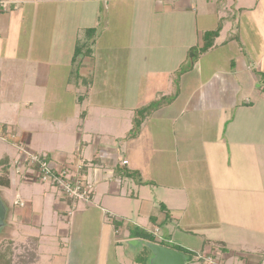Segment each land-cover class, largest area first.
<instances>
[{
    "label": "crops",
    "instance_id": "obj_1",
    "mask_svg": "<svg viewBox=\"0 0 264 264\" xmlns=\"http://www.w3.org/2000/svg\"><path fill=\"white\" fill-rule=\"evenodd\" d=\"M4 1L15 10L0 8V178L3 174L10 181L9 186L0 184L4 188L0 195L9 203L6 218L13 226L12 233L15 237L24 233L26 241L34 243V264H84L90 245L99 260L112 256L122 264L117 253L127 230H132L130 217L135 215L137 222L133 223L145 230L146 213L154 222L148 232H160L165 214L156 207L158 203L170 211L165 225L175 243L194 251L221 244L214 250L225 252L221 263L215 259L220 264H264V245L249 250L243 246L246 251L234 249L238 243L233 234L225 232L240 227L223 212L233 216L234 205H223L216 193L222 186L227 190L219 189L221 192L232 195L245 190L238 178L235 184L232 178L216 180L218 166L224 175H230L235 160L244 166L251 163L254 171L264 161V87L259 81L264 77V0ZM161 16H170L162 21L169 30L162 31L158 23L159 31H152L159 45L154 52L156 60L149 66L144 53L135 56L134 43L141 37L149 39L142 31L148 28L146 21L159 22ZM250 19L255 21L246 25ZM103 21L106 24L99 32L97 27ZM117 21L129 24L110 27ZM90 28L95 34L87 32ZM217 28V36L207 35ZM104 30L109 35L101 49L110 55L113 39L130 38L124 41L128 45L120 48L127 56L119 78L127 84L133 80L134 69H139L137 85L140 92L147 93L146 98H140L144 104L132 107L133 111L155 101L153 97L174 95L172 101L148 115L134 138L137 147L130 146L123 155L108 139L103 143L107 133L116 132L113 120L104 113L96 123L87 115L94 112L91 101L81 114L82 97L85 101L86 96L76 97L83 88L93 92L96 70L104 63L98 60L97 51ZM87 36L91 53L73 63L78 42ZM170 38L176 44H170ZM208 43L213 44L205 50ZM194 48L200 49L198 57L192 52ZM60 53L62 57H56ZM188 53L196 58L191 65L185 60ZM178 74L179 82L175 79ZM262 83L264 86V80ZM61 90L75 104V116H71ZM125 117L127 123H121L126 129L123 125L121 131L128 136L134 117L130 128L127 113ZM42 141L46 145L40 146ZM21 142L33 151L46 153L55 165L72 155L70 160L75 164L92 159L103 166L92 201L74 204L59 189L35 178L31 169L15 167ZM138 152L147 159L138 157ZM124 158L129 161L127 165L121 164ZM121 166H127L123 173ZM88 173L93 179L94 172ZM248 187L264 196V187ZM15 194L20 200L17 196L13 202ZM190 195H198L196 206L189 204ZM256 232L264 235V228ZM190 236L199 238V243H187ZM129 238L144 241V246L152 242L140 236Z\"/></svg>",
    "mask_w": 264,
    "mask_h": 264
},
{
    "label": "rangeland",
    "instance_id": "obj_2",
    "mask_svg": "<svg viewBox=\"0 0 264 264\" xmlns=\"http://www.w3.org/2000/svg\"><path fill=\"white\" fill-rule=\"evenodd\" d=\"M11 8H14V10H15L14 6H12ZM11 8H10V10H11ZM165 16L164 17L161 16L159 22H154L153 20L151 22H149V20L146 21L147 23L145 24V27H148V28L143 29L142 31L146 32L149 39H145L144 37H141L139 39H136V42L134 43V45H135V49H134L135 51L134 52L137 53L135 56L137 57V56H140L144 53V55H146V57L149 58V62H148L149 66L152 65L151 62H155L153 60H156L155 59L156 54L154 52H156V49H157L156 45H159V44L155 43V38L153 37L154 33H152V31H155L158 29L157 28L158 23H160L159 26L162 29V31H164V29L169 30V28L163 27L162 21H167V19H170V16H168V17H165ZM254 21L250 19V21L248 23H245V24L246 25L251 24ZM105 22L106 21L99 23V25L97 27L99 32H103V28L106 24ZM113 22L110 23V27L111 26L113 27L115 25H122L124 23L129 24V22H126V21H124V22L123 21H117L116 23H113ZM242 24H244V22H242ZM136 28H137V26L134 27V30ZM113 29L116 31L115 28H113ZM121 29L125 30L126 27H121ZM118 30L120 31V28ZM157 31H159V30H157ZM108 35H109V32L104 30V35L102 33V36H104V37H102L98 41V46H97L98 60L101 62H104V63L101 66H99L96 70L97 78H96V80H95V78H93V81L95 80V85L93 86V88L90 87L93 89L92 94L90 93V90L88 91L87 89L83 88L81 93L76 94V97L79 98L82 95L86 96L85 101H83V97H82V104H81V110H80L81 114H83L85 112V110H87V107L91 101V105H92V107H94V112L92 110L90 113H87V115L90 116L92 119H94L96 121V123L99 120H101L102 118H104L103 117L104 113H106L105 116L107 118L113 120L112 123H113L114 128L116 129V132H112V133L110 132L109 134L107 133L108 138H106V139L104 138L103 143H104V141H107V139H108L109 142L113 144L114 148H116V150H117L116 152L119 153L120 155H123L124 153H128V151L130 150L131 147H134V148L137 147L135 142H134L135 141L134 138H136L135 136L128 137L125 135V133H124V135L122 134L121 127L124 125L123 123H127V121L124 122V119H126L125 115L127 113V119L129 120L128 123H130V125H129V128H130L131 124L133 123V122L131 123L130 120L132 117H135V114L137 111V110L133 111L132 107L135 108V107H138V106L144 104L143 101H140V98H146L147 93H142L143 90L141 92L139 91L141 89V87H139L137 85V84H139V83H137V81H139L141 78H140V76H135V74L137 73V71L139 69L138 70H137V68L134 69L133 80H128L127 84H126V80H123V79L121 80L119 78V71L121 70L122 67L125 66V64H126L125 58L127 56V54L122 52V50L120 48L124 47L125 45H128L127 43H124V41H126L127 39L130 40V38H127L125 40L120 39V37H118V39H116V40L113 39L112 41L114 43H112V44H113L114 50L112 51V54L110 55L109 53H104V50L101 49V47L104 45V41H106L108 39ZM169 40H170V44L172 42L174 44H176V41H174L173 38H170ZM101 41H103V42H101ZM143 41L145 43H143ZM142 43L145 45L144 48H141ZM170 44L167 46L166 49L170 48ZM145 49H147V51ZM203 51H205V50H203ZM192 52H194L196 57H198V55L200 53V49L194 48V49H192ZM163 53H165V51H163ZM160 54L163 56V54L161 52H160ZM160 54H157V56L161 58ZM54 56H56V54H54ZM135 56H133V57L135 58ZM56 57L61 58L62 54L60 53ZM185 60L187 61V64L191 65L195 62L196 58L194 56H191V53H188L185 57ZM79 61H81L80 58H79ZM133 64H136V63H133ZM178 73H179V71H178ZM179 74L175 77L177 82H179L181 79V75H179ZM258 77L261 78V73L260 74L258 73ZM262 80H264V77H262V79L259 80L260 84L262 85V88H263L264 86H263ZM88 81L89 80H86L87 83H88ZM131 81H132V83H131ZM60 84H62V83H60ZM60 84L58 83V86H60ZM64 89H65V85H64ZM60 92H61V94H63V100H64V103L66 104V106L70 105V111L72 112L71 116L73 114H74L73 116H75L76 115L75 114V111H76L75 104L73 102H71L70 100H68L67 96L64 95L66 91L61 90ZM88 95L90 96V100H88ZM172 95L173 94L165 95L162 98H158V97H153V98H155V100H159L161 105H165L167 102L172 101V99L174 98V95L173 96ZM151 102H153V101L151 100ZM151 102H149V103H151ZM87 103H89V104L87 105ZM53 106H54V109H56L55 105H53ZM54 109L51 108V110H54ZM120 109H123L125 113L123 114V110H120ZM67 111H68V109H67ZM129 114H131V117H129ZM20 118L23 120V117H20ZM121 122H123V123H121ZM134 125H136V123L135 124L133 123V126ZM19 128L21 129V125L19 126ZM124 129H126V126H125V128H123V130ZM140 131H141V129L139 128L138 132H140ZM9 138H11L10 135H9ZM119 138H120V141L118 140ZM9 143H13L15 145V142H13V141H10ZM23 143H25V142H23ZM44 144L46 145V143H43V141H42L40 146H44ZM17 149L19 151L18 147H17ZM19 152L21 153V151H19ZM133 152L137 156L136 150H133ZM139 156H141L145 160L147 159V157L142 152H138V157ZM71 157H72V155L69 156L68 158L71 159ZM249 163H250V160H249ZM16 165H18V158L15 161V167H16ZM234 166L235 167L231 166V170L229 172L230 175H224L222 167L218 166V172L216 174L218 177H216V180L221 181L224 179L232 178V180H233L232 183L235 184L236 183L235 179L238 178L240 185H244L245 190L243 192H241L242 190L240 191L238 189L239 192H237V194H239V195H237V194L232 195L231 193L227 194V193L221 192V191L227 190V187L222 186L221 188H219L221 191L218 189V191H216V193H217V196L219 197V200L223 202V205L230 206L231 203H233V205H234L233 216L226 211H223V212L225 213V215L227 217H232L234 220H231L230 222H232L234 224L236 222L238 224V226L240 227V229L235 230V231H231V230L229 231L227 229V231L225 233H228L231 235L233 234V237L236 240L235 242L238 243L234 249H237L240 251H243V250L246 251V249H244L243 246H248L247 250H249L250 247L256 248V247H254L255 245H257V246L264 245V235L258 234L256 232V231H259L260 228L261 229L264 228V196H261L258 193L259 191H255L254 189H249V187H248L249 184L255 185V187H258V188L264 187V161H262V164L260 166L259 165L257 166V169H255V171H254V167L252 166L251 163L249 164V166H244V165H242V161L238 162L237 160H235ZM26 168H28L27 165H26ZM120 169H121L120 173H123L127 169V166H121ZM233 172L235 175H233ZM237 174H238V177H237ZM247 174L251 175V181H249V179H248L249 176ZM2 178L6 179L7 177L2 174ZM8 178H10V176ZM208 179H211V178H208ZM235 186H237V185H235ZM238 188H240V187H238ZM3 189L0 188V193ZM6 190H8V189H6ZM156 193H158V192H156ZM159 193H160V196L162 197L163 192L161 191ZM20 194H23V192ZM17 196H18L17 194L12 196L13 202L16 200ZM157 196L160 199V196L159 195H157ZM163 197L168 198L165 196H163ZM212 197H216V196H210L209 199H213ZM0 198L4 201V203L6 205V211H7L9 209V203L7 204L1 195H0ZM190 198H191V200L189 199V204L191 205V207L196 206L195 202L196 201L198 202V200H199L198 195H190ZM17 200H20L19 196L17 197ZM19 202H21V201H17V203H19ZM23 202H24V204L26 203L25 201H23ZM213 202H214V200H213ZM161 204L160 203L156 204V207L161 208ZM199 207H200V210L203 209L201 205H199ZM148 208L150 209V212L153 210L151 206ZM193 212H195V211H193ZM197 215H198L197 218H199L200 214H197ZM145 216H146V219H145L146 221H144L145 224L143 226L145 228V230L141 227L139 228L136 223H133L136 221L135 215L130 217V219H132V221H133V222H130V224L132 225L131 228L133 230H138V231L144 230L148 233V230H149L148 228H152L154 222H152V220L151 221L149 220V217L147 216L146 213H145ZM148 221H150V222H148ZM227 221H229V220H227ZM128 222L129 221H126L124 227H126V224H128ZM165 224H167V223L159 224L160 232L158 230L159 236H157L156 238L162 239L164 245H168L169 247L176 248L178 250L179 249L182 250V247H180L182 245H180L178 242L175 243L174 240L170 239L171 234L169 231V226H166ZM188 226H191V223H189ZM12 232H13V226L11 225V223H9V219L6 218L5 219V225L0 226V264H8V263L9 264H34L36 261L35 259L37 257L36 252L32 250L34 243H31V241L30 242L26 241V239H25L26 234L24 235V233H21V235H17L15 237V235ZM152 232H154V231H152ZM126 233L127 234H125V237H124L125 239L123 241L122 248H121V246L118 248V253H117L118 254V256H117L118 261L121 262L122 264H125V263L126 264H152L153 263L152 259L154 257V253H153L152 249L149 248L147 245L144 246V241H142V240H136V242H135V239H130L129 237L131 235H133V233H134V232H132V230H127ZM198 234H200L199 231H198ZM186 242L198 244L199 238H197L195 236L194 237L190 236V237H188V240H186ZM245 243H247L248 245H246ZM195 246H197V245H195ZM211 246L212 247L209 249H200V250L195 249L196 254L193 256V259L191 261H188V264H220L221 260L225 259V256H224L225 252L217 251V253H214L211 251L214 247H216V248L220 247L221 244L220 245H217V244L214 245L213 244ZM88 247H89L88 251H90V252H88L86 254V261L87 262L84 264H118L116 258L114 259V258H112V256H109V258L101 257V259L99 260L96 253H94V255H93L92 245H90ZM144 247H146V248H144ZM262 248L264 249V247H262ZM183 254L187 258V254H185V253H183ZM209 258H211V259L209 260ZM215 259H218L220 263L216 262Z\"/></svg>",
    "mask_w": 264,
    "mask_h": 264
},
{
    "label": "built area",
    "instance_id": "obj_3",
    "mask_svg": "<svg viewBox=\"0 0 264 264\" xmlns=\"http://www.w3.org/2000/svg\"><path fill=\"white\" fill-rule=\"evenodd\" d=\"M0 8L3 10L10 9L8 2L0 0ZM14 138V135H11ZM20 159L19 167L31 169L33 176L42 183H48L59 189L65 197L71 199L74 204L78 202H90L96 191L97 183L100 181L99 176L103 173V166L95 164L92 159H84L75 164L73 161H66L63 164L55 165L46 153H40L31 150L27 144L21 142L18 144ZM128 159L121 160L122 165H127ZM33 167V168H32ZM87 168V171L84 169ZM88 170L94 172V177H89ZM19 204L24 205L21 201ZM158 234V229L155 231ZM211 258H209L210 260Z\"/></svg>",
    "mask_w": 264,
    "mask_h": 264
},
{
    "label": "trees",
    "instance_id": "obj_4",
    "mask_svg": "<svg viewBox=\"0 0 264 264\" xmlns=\"http://www.w3.org/2000/svg\"><path fill=\"white\" fill-rule=\"evenodd\" d=\"M95 31L96 30L93 29V28L87 29V32L90 33V34H95ZM219 32H220V28H217L216 30L211 31L210 33H207V35L215 37V36H217L219 34ZM90 44H91V42H90V38L88 36H87L85 41H83V42L79 41L78 42V44L76 46L75 54H74V57H73V63H76L78 61V58H80L81 55H85V54L91 53V48L92 47H91ZM212 44L213 43H208V45H206V47H205V50H208L212 46ZM86 48H88V49L85 50ZM160 105L161 104H160L159 100H155V101H153V102H151V103H149V104H147L145 106L140 107L136 111L135 117L133 118V123L134 124L136 123V125H134L132 127L128 137L137 136L140 133L138 131H139V128L141 129V126H142V123L144 122V120L148 117L149 114H151L154 110H156ZM128 174H131V172H128ZM0 184L4 185V186H9L10 181H9V179L0 178ZM161 210L165 214V219H164V222H162V223H166L169 220V218H171L170 217V211L164 204L161 205ZM162 223H160V224H162ZM132 232H134L133 236H138V237L140 236L142 238L151 240L154 243L163 244L162 239L155 238V236L157 237L159 235L154 233V232H151V233L148 232L147 233L144 230H139L138 231V230H133V229H132ZM165 246H168V245H165ZM180 247H182V250H180V249L178 250L176 248H174V249H176V250H178V251H180L182 253L187 254V260L191 261L193 259V256L196 254V252L194 250L190 249V248H187V247H183V246H180ZM215 248L216 247H214L213 250H217ZM222 248H220V249L226 250V248H224V246ZM214 253H217V251H214Z\"/></svg>",
    "mask_w": 264,
    "mask_h": 264
},
{
    "label": "water",
    "instance_id": "obj_5",
    "mask_svg": "<svg viewBox=\"0 0 264 264\" xmlns=\"http://www.w3.org/2000/svg\"><path fill=\"white\" fill-rule=\"evenodd\" d=\"M7 211L4 201L0 198V226L5 225ZM136 241V240H135ZM154 253L152 264H187L188 260L185 255L168 246L150 242L146 244Z\"/></svg>",
    "mask_w": 264,
    "mask_h": 264
}]
</instances>
